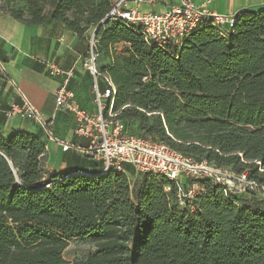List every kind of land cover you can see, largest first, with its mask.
I'll list each match as a JSON object with an SVG mask.
<instances>
[{"label":"trees","instance_id":"16d2710c","mask_svg":"<svg viewBox=\"0 0 264 264\" xmlns=\"http://www.w3.org/2000/svg\"><path fill=\"white\" fill-rule=\"evenodd\" d=\"M4 2L15 19L56 21L86 41L106 19L92 49L108 60L98 70L115 87L113 109L128 134L197 163L236 166L255 184L244 194L264 189V9L243 10L227 35L204 26L177 47L107 18L113 0ZM121 42L127 47L115 51ZM44 152L36 135L0 132V264H264V209L210 178L199 181L192 210L176 204L172 181L128 164L103 172L91 162L93 171L44 180ZM87 237L94 251L65 261L67 240Z\"/></svg>","mask_w":264,"mask_h":264},{"label":"crops","instance_id":"0c3cea01","mask_svg":"<svg viewBox=\"0 0 264 264\" xmlns=\"http://www.w3.org/2000/svg\"><path fill=\"white\" fill-rule=\"evenodd\" d=\"M200 3L205 0H192ZM180 0H159L129 6L140 11H164ZM0 0V132L8 136L17 130L36 135L45 144L43 156L45 179L73 172L95 170L91 162L101 159L84 154L88 139L74 133V115L56 105V89L69 74L66 87L74 93L75 102L88 113L96 111L93 84L95 79L85 65L92 41L79 38L64 24L48 21L27 24L15 19ZM210 10L220 15L237 17L243 10L264 9V0H208ZM119 51L127 45L117 43ZM103 86L102 80H97ZM27 102L40 116V122L8 115L11 104ZM136 172V171H135ZM138 173V172H136Z\"/></svg>","mask_w":264,"mask_h":264},{"label":"built area","instance_id":"2783aa9c","mask_svg":"<svg viewBox=\"0 0 264 264\" xmlns=\"http://www.w3.org/2000/svg\"><path fill=\"white\" fill-rule=\"evenodd\" d=\"M145 1L113 0L107 17L138 25L147 42L177 47L188 34L199 28L210 26L227 35L235 23V17L220 15L210 10L208 0L200 3L180 0L168 9L158 12L140 11L137 6H129L130 2L138 5ZM92 44L93 40L85 65L95 79L93 93L96 111L88 113L75 102L74 93L66 87L69 74L63 79V84L56 89L55 96L56 105L74 115L77 123L74 133L88 139L84 154L101 159L104 165L103 172L110 168L120 171L123 165L128 164L138 173L166 177L174 183L176 204L179 207H190L192 210L193 200L203 192V186L199 182L203 178H210L229 191H244L247 187L255 186L253 182L246 180L245 173L233 176L222 172L224 168L209 166L206 161L197 163L165 143L128 134L122 121L116 118L117 112L113 109L115 87L110 77L100 73L96 67L97 53L93 51ZM98 78L103 81V88H99ZM7 113L11 116L19 115L25 119L41 121L38 111L25 101L11 104ZM165 191H170L169 185L165 186Z\"/></svg>","mask_w":264,"mask_h":264},{"label":"rangeland","instance_id":"374dc122","mask_svg":"<svg viewBox=\"0 0 264 264\" xmlns=\"http://www.w3.org/2000/svg\"><path fill=\"white\" fill-rule=\"evenodd\" d=\"M14 5H21L22 0H10L9 4ZM5 2H4V4ZM93 28H91L90 33H92ZM114 50L119 52L118 47L114 45ZM95 51V49H94ZM88 57V56H87ZM108 63L107 58H105L101 53L97 54L95 65L97 68H102V66L106 65ZM150 123L154 124L155 121L152 119ZM138 122L132 121L130 123L129 131L133 134L137 133L139 131L138 128ZM222 172H227L230 175L237 176L238 168L236 166H228L223 167ZM135 177L130 176L131 183L134 181ZM44 180H46L44 178ZM43 180V181H44ZM236 194H238L243 201V203H251L253 208H260L264 209V189L261 187H258L254 194L246 193L244 194L243 191H235ZM95 249V241L92 238H71L67 240L66 247L62 251V257L67 262H72L75 260L84 259L89 253L93 252Z\"/></svg>","mask_w":264,"mask_h":264},{"label":"water","instance_id":"95a60500","mask_svg":"<svg viewBox=\"0 0 264 264\" xmlns=\"http://www.w3.org/2000/svg\"><path fill=\"white\" fill-rule=\"evenodd\" d=\"M108 18V17H107ZM106 19H104V20H102L96 27H95V29H94V31H93V34H92V37L94 36V33H95V31L97 30V28L105 21Z\"/></svg>","mask_w":264,"mask_h":264}]
</instances>
